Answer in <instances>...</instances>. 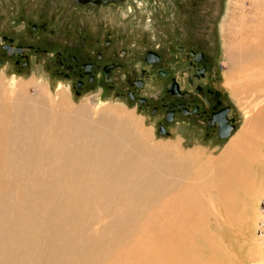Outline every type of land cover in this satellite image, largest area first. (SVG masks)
Returning a JSON list of instances; mask_svg holds the SVG:
<instances>
[{
	"label": "bare ground",
	"instance_id": "obj_1",
	"mask_svg": "<svg viewBox=\"0 0 264 264\" xmlns=\"http://www.w3.org/2000/svg\"><path fill=\"white\" fill-rule=\"evenodd\" d=\"M251 21L243 90L262 98L264 14ZM246 127L221 161L201 164L152 145L124 110L74 106L63 88L55 97L34 79L0 78V264L264 260L239 242L234 217L263 191L264 103Z\"/></svg>",
	"mask_w": 264,
	"mask_h": 264
},
{
	"label": "flooded vegetation",
	"instance_id": "obj_2",
	"mask_svg": "<svg viewBox=\"0 0 264 264\" xmlns=\"http://www.w3.org/2000/svg\"><path fill=\"white\" fill-rule=\"evenodd\" d=\"M54 1L44 6H56ZM59 1L66 4L60 18L62 30L46 39L47 47L1 38L4 57L12 58L17 69L30 67V53L44 56L48 73L70 82L76 96L101 87L106 93H114L116 99L134 103L137 112H148L150 118L158 120L156 125L163 135L172 124L188 122L209 129L207 137L212 133L222 139L223 120H233L234 125L230 107L210 84V59L201 49L209 47L210 41L194 33L196 27L206 25L199 21L209 20V12L197 13L196 2L185 1L179 11L173 4L171 9L163 7L169 0H139L154 1L155 9L150 14L146 11L143 20L156 27L154 32L142 35V46L133 59L132 50L137 46L134 38L126 28L119 29L111 14L115 7L123 13L126 0L100 5ZM46 29L47 23L31 25L33 31ZM53 42L59 46L53 48ZM150 85L156 92H149Z\"/></svg>",
	"mask_w": 264,
	"mask_h": 264
},
{
	"label": "rangeland",
	"instance_id": "obj_3",
	"mask_svg": "<svg viewBox=\"0 0 264 264\" xmlns=\"http://www.w3.org/2000/svg\"><path fill=\"white\" fill-rule=\"evenodd\" d=\"M49 0H0V42L3 36L12 39L14 43L34 44L41 48L48 46L46 39L51 35L58 34L62 30L61 15L65 3L54 1L56 6L45 5ZM187 0H169V4L163 5L165 9L178 8L184 6ZM196 2L197 13L209 12V20L204 27H196L194 33L197 36H207L210 46H202L205 54L210 59V84L213 88L220 91L226 104L230 107V118L235 119V130L229 139H218L212 133L207 137L209 129L198 126L195 123H175L168 128L167 134H160L157 119L150 118L146 111H136V105L127 100L116 99L114 93H106L102 88L97 87L94 92L76 96L73 93L70 82L54 78L46 69L44 61L46 57L36 53H30V67L19 70L12 58L4 57L0 44V78H5L11 82L31 81L42 84L49 88L53 96H58L63 88L67 98L74 106L89 104L90 107L100 110L104 106H113L124 110L133 115L142 129L149 136L152 145H160L177 149V153L182 157H195L201 164H217L227 151V147L244 131L248 120L254 118L258 109L263 105L264 97H259L256 90L244 91L247 82L250 80L246 75L247 58H249V48H244L242 33L245 25H252V18L259 14H264V0H191ZM258 2V3H257ZM154 1L126 0L122 6L125 11L118 7L113 8L111 14L119 29L126 28L134 38L133 56L137 55L141 48L142 35L145 31L154 32L155 25L147 24L144 19L145 12L150 14V10L155 9ZM171 6V7H170ZM172 12V10H171ZM55 13V15H54ZM77 16V15H76ZM148 16V15H147ZM198 17V16H197ZM47 23L48 30H31V25H43ZM131 25V27H130ZM171 27V26H170ZM168 28V30L170 29ZM20 28L26 30L19 32ZM242 30V31H241ZM189 34V32H187ZM39 38L42 41H38ZM154 41V40H152ZM59 46L53 42L52 47ZM135 54V55H134ZM134 59V57H133ZM249 80H248V79ZM230 83V85L228 84ZM252 84V83H250ZM67 86V87H65ZM70 89V90H69ZM261 89V88H260ZM264 89V88H263ZM13 90V89H11ZM149 92H156V87L150 85ZM71 91V92H70ZM15 93V91H14ZM264 94V90L260 94ZM31 95H35L31 89ZM256 96H258L256 98ZM256 99L263 100L261 103ZM179 146V147H178ZM192 180V179H191ZM262 184L264 180L262 178ZM261 183H259L260 185ZM262 193H255V199L251 202L243 203L235 210L234 217L238 219L236 231L244 233L243 239L239 242L244 243L248 240L253 244L254 252L264 250V185ZM256 203V204H255ZM248 204V205H246ZM245 212V213H244ZM243 224V225H242ZM253 233V234H252ZM247 237L246 239H244ZM262 249L261 251H259ZM260 256V255H259ZM256 257V256H255ZM263 262V263H261ZM264 264V260L258 263Z\"/></svg>",
	"mask_w": 264,
	"mask_h": 264
},
{
	"label": "water",
	"instance_id": "obj_4",
	"mask_svg": "<svg viewBox=\"0 0 264 264\" xmlns=\"http://www.w3.org/2000/svg\"><path fill=\"white\" fill-rule=\"evenodd\" d=\"M77 1L82 3V4L92 3V4L100 5V4H106L109 2H122L123 0H77ZM10 49L11 50L12 49L21 50L23 48L10 47ZM221 129L223 131L221 133V138L222 139L228 138L231 135L232 131H234V129H235V125H233V120H228L227 118H225L223 120V123L221 124ZM161 133H163V132L161 131Z\"/></svg>",
	"mask_w": 264,
	"mask_h": 264
}]
</instances>
